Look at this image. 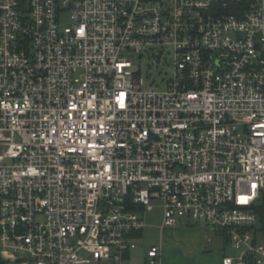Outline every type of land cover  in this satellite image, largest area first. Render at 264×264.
<instances>
[{"label":"built area","instance_id":"1","mask_svg":"<svg viewBox=\"0 0 264 264\" xmlns=\"http://www.w3.org/2000/svg\"><path fill=\"white\" fill-rule=\"evenodd\" d=\"M263 189L264 0H0L4 260L132 264L160 201L162 227L231 245L221 264H264Z\"/></svg>","mask_w":264,"mask_h":264},{"label":"rangeland","instance_id":"2","mask_svg":"<svg viewBox=\"0 0 264 264\" xmlns=\"http://www.w3.org/2000/svg\"><path fill=\"white\" fill-rule=\"evenodd\" d=\"M62 26L68 25L69 21L67 16L64 14L61 16ZM157 50V49H156ZM155 49L146 50L141 53L132 52L134 58V64L139 68V73L143 77L145 82L144 88H149L150 86H155L157 88H164L165 82L172 74V61L169 58L168 63L161 62L157 63L154 57ZM263 197H264V189H263ZM143 223L144 228L141 232L136 233L133 237V241L136 244V248L132 250L130 254L129 261L132 264H144L143 256L146 252V249L150 245L159 244L160 240L163 237V230L161 229L162 220H163V211L162 205L160 201H157L153 209L146 210L143 213ZM177 222L176 227L181 228L182 226H190L195 228L200 234L203 236L204 242H207V238H210L211 242L215 245L216 248L218 246H222V239H219L218 236L210 232L209 228L205 225L198 224H179ZM170 227V226H168ZM255 227L259 230H264V225L260 220L256 223ZM167 228V227H164ZM141 233V234H140ZM262 234L258 232V237L261 238ZM225 247V253H232L231 245L229 243H223Z\"/></svg>","mask_w":264,"mask_h":264},{"label":"crops","instance_id":"3","mask_svg":"<svg viewBox=\"0 0 264 264\" xmlns=\"http://www.w3.org/2000/svg\"><path fill=\"white\" fill-rule=\"evenodd\" d=\"M177 222L167 228L160 226L163 237L156 245L160 248L159 264H221L225 253L224 242L216 248L213 243H209L211 240L204 242L203 236L195 228L189 225L178 228ZM0 264L21 263L4 260L0 256Z\"/></svg>","mask_w":264,"mask_h":264},{"label":"trees","instance_id":"4","mask_svg":"<svg viewBox=\"0 0 264 264\" xmlns=\"http://www.w3.org/2000/svg\"><path fill=\"white\" fill-rule=\"evenodd\" d=\"M259 220L264 225V210H260V212H259Z\"/></svg>","mask_w":264,"mask_h":264}]
</instances>
